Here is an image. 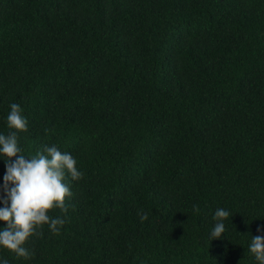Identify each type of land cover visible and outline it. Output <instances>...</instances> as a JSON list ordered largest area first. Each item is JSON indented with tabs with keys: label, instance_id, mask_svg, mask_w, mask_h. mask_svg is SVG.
Listing matches in <instances>:
<instances>
[{
	"label": "trees",
	"instance_id": "16d2710c",
	"mask_svg": "<svg viewBox=\"0 0 264 264\" xmlns=\"http://www.w3.org/2000/svg\"><path fill=\"white\" fill-rule=\"evenodd\" d=\"M13 103L23 154L55 144L84 175L49 212L59 234L0 261L259 264L264 0H0V134ZM5 173L0 159V208Z\"/></svg>",
	"mask_w": 264,
	"mask_h": 264
},
{
	"label": "clouds",
	"instance_id": "9594fccd",
	"mask_svg": "<svg viewBox=\"0 0 264 264\" xmlns=\"http://www.w3.org/2000/svg\"><path fill=\"white\" fill-rule=\"evenodd\" d=\"M6 122L8 128L15 131L8 135L0 134V159L6 168L3 177L7 196L5 203L10 202V206L0 208V221L5 223V227L0 229V248L28 259L32 252L24 246L25 242L40 235L42 226L47 225L49 231L59 234L66 221L61 216H50L49 212L58 208L61 213H67L65 198L70 197L71 192L66 180L68 177L79 180L84 174L77 168L76 159L70 153L61 152L55 144L45 145L34 155L23 154V149L18 146V133L27 131V119L18 104L10 105ZM12 157H16L15 161ZM9 185H12L10 189ZM230 215L226 209L215 210L210 240L221 238L225 231L224 221ZM138 216L141 220L147 219L146 213H138ZM249 251L259 264H264V236L251 237ZM0 264H8V261L2 260Z\"/></svg>",
	"mask_w": 264,
	"mask_h": 264
}]
</instances>
